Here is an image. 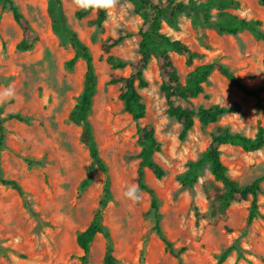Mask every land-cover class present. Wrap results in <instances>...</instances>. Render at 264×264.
Instances as JSON below:
<instances>
[{
    "label": "rangeland",
    "instance_id": "1",
    "mask_svg": "<svg viewBox=\"0 0 264 264\" xmlns=\"http://www.w3.org/2000/svg\"><path fill=\"white\" fill-rule=\"evenodd\" d=\"M14 1L38 40L31 49L22 47L23 29L11 6L0 0V92L11 85L15 93L13 98L0 101V106L3 114L15 112L28 118L6 123L1 176L18 181L23 193L0 183V264H106L108 243L118 264H180L154 230L150 194L139 187L138 202L123 196L125 186L139 185L142 147L137 123L120 99L122 84L110 81L113 73L130 75L131 68H114L108 58H140L141 32L147 28V20L136 12L132 0H115L113 7L106 8L107 19L101 28L95 24L99 8L80 10L73 0H60L58 8L51 0ZM166 1L153 0L158 5ZM181 1L198 5L210 0ZM236 1L238 5H215L211 20L226 13L260 19L264 29V0ZM163 32L201 54L188 65L186 56L171 52L183 83L198 66L220 61L258 91V96L249 95L214 71L204 83L205 92L192 98L194 108L235 102L242 108L206 129L196 117L193 130L182 138L181 123L167 113L164 79L155 56L152 58L145 71L149 86L140 90L147 107L143 123L155 128L162 150L155 152L154 158L167 174L158 179L146 169L145 181L156 190L163 230L177 248H188L184 264H218L221 254L234 243L244 256L233 251L224 264H264V181L261 217L249 225L250 202H234L227 219L214 225L208 218L200 223L196 219L197 208L210 211L208 194L223 188L209 164L197 172L193 187L183 186L181 179L190 163L208 150L218 127L255 137L264 126V41L250 30L237 35L222 33L204 17L187 14L180 16L177 26L165 21ZM120 35L126 36L121 44L110 52L102 49L105 39ZM80 48L91 53L98 75L90 121L110 178L102 223L111 237H95L87 263L81 260L84 250L77 237L101 208L106 174L95 168L88 182L92 158L82 142V127L70 119L85 88L87 62L76 57ZM222 158L242 184L264 175V149L247 152L226 145Z\"/></svg>",
    "mask_w": 264,
    "mask_h": 264
},
{
    "label": "trees",
    "instance_id": "2",
    "mask_svg": "<svg viewBox=\"0 0 264 264\" xmlns=\"http://www.w3.org/2000/svg\"><path fill=\"white\" fill-rule=\"evenodd\" d=\"M5 4L11 6L16 21L22 27L24 32V49H31L38 40L34 34L29 20L19 11L14 0H3ZM56 8L60 5V0H51ZM135 4L136 12L141 14L147 20L148 26L141 32L142 41L140 44L141 57L135 61H127L122 58H116L110 55L108 61L114 68H131V74L128 76L113 73L111 83L122 84L120 99L123 101L125 110L130 113L137 123L138 143L142 147L139 154L141 158L140 167L137 175L139 187L147 191L151 196V206L154 211L155 225L154 230L161 236L165 243L167 252L175 256L180 264H184V254L188 250L186 246L177 248L174 242L165 234L161 225L160 204L156 190L145 181L146 169H151L158 179L163 178L167 171L159 164L155 158V152L162 150V143L157 138L155 128L152 124H144L143 119L146 117L147 107L143 101V95L140 90L149 86V80L145 76L152 58L155 56L160 74L164 79L162 90L165 93L168 102L167 113L170 117L175 118L183 127L182 138H185L193 130L196 117L199 118L204 129L211 124L217 123L221 117L239 112L242 108L238 102L229 106L214 105L212 107L200 106L196 110L193 106L192 98H196L205 92L204 83L209 79L214 71H219L224 75L231 84L237 86L240 90L249 95L258 96V91L250 88L228 65L220 61H213L203 64L192 70L187 82L183 83L178 72L177 65L172 56V51L186 56L188 65H192L196 58L201 54L193 50L186 42L180 39H174L163 32V24L166 21L171 26H177L182 14L196 15L199 18L204 17L206 23H213L220 32L233 35L241 31L250 30L259 39L264 41L263 21L260 19L249 20L237 15L220 14L218 20H211V10L215 5L232 6L238 5L236 0H210L207 2L193 5L192 2L186 3L181 0H167L161 4H155L153 0H132ZM201 13L203 16H201ZM82 15L81 13L79 14ZM107 19L106 8H99L95 24L101 28ZM125 35L118 37H108L102 43V49L110 52L112 48L118 46L125 40ZM76 42L79 44L77 38ZM76 57H83L87 62V72L85 88L76 108L70 115V119L82 127V142L86 145L92 158V166L89 170L87 180H91L95 168L106 174L104 188V198L101 201V208L96 212L92 223L88 228L79 233L78 244L84 250L81 257L83 263H87L91 251L92 242L98 234H103L110 240V232L102 223V209L106 205V199L110 194V178L108 168L103 160L98 146L94 140V132L90 121V115L94 106V98L97 91L98 75L93 63V57L87 48H80ZM13 119L28 121L26 116L20 113L9 112L3 114L0 106V183L11 186L22 192L18 181L5 179L1 176L2 151L5 146L7 137L6 123ZM226 145L238 146L247 152H255L264 149V126H260L255 137H250L241 132L232 131L229 127L220 126L212 134V142L208 150L197 160L190 163V168L182 176L183 186L193 187L197 180V172L207 164L216 180L223 184L221 190H215L208 194L211 201L209 212H201L196 209V219L200 223L208 218V222L218 225L222 220L227 219L228 209L234 202H250V212L248 224L251 225L256 219L262 216L260 210V195L263 192L262 183L264 175L258 177L249 184H242L235 179L222 158L223 147ZM233 251H237L239 257H243L242 248L234 243L227 248L220 256L218 264H224ZM106 264H118L113 255V248L108 243L105 257Z\"/></svg>",
    "mask_w": 264,
    "mask_h": 264
},
{
    "label": "clouds",
    "instance_id": "3",
    "mask_svg": "<svg viewBox=\"0 0 264 264\" xmlns=\"http://www.w3.org/2000/svg\"><path fill=\"white\" fill-rule=\"evenodd\" d=\"M76 8L80 10H88L89 8H111L115 4V0H73ZM14 89L10 85L8 88L0 92V101H6L14 97ZM140 188L137 184L125 186L123 196L133 202L141 199Z\"/></svg>",
    "mask_w": 264,
    "mask_h": 264
}]
</instances>
